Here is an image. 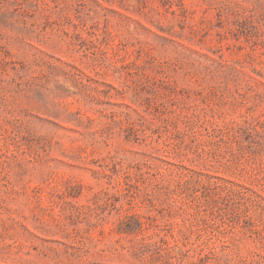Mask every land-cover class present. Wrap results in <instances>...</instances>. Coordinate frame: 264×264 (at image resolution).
<instances>
[{"label":"rangeland","instance_id":"rangeland-1","mask_svg":"<svg viewBox=\"0 0 264 264\" xmlns=\"http://www.w3.org/2000/svg\"><path fill=\"white\" fill-rule=\"evenodd\" d=\"M0 264H264V0H0Z\"/></svg>","mask_w":264,"mask_h":264}]
</instances>
